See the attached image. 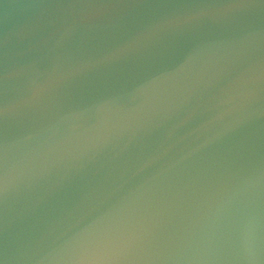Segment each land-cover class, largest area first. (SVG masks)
Instances as JSON below:
<instances>
[{
    "label": "water",
    "instance_id": "1",
    "mask_svg": "<svg viewBox=\"0 0 264 264\" xmlns=\"http://www.w3.org/2000/svg\"><path fill=\"white\" fill-rule=\"evenodd\" d=\"M0 264H264V0H0Z\"/></svg>",
    "mask_w": 264,
    "mask_h": 264
}]
</instances>
